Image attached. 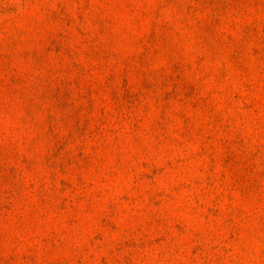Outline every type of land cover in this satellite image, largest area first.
<instances>
[{"label": "rangeland", "instance_id": "374dc122", "mask_svg": "<svg viewBox=\"0 0 264 264\" xmlns=\"http://www.w3.org/2000/svg\"><path fill=\"white\" fill-rule=\"evenodd\" d=\"M0 264H264V0H0Z\"/></svg>", "mask_w": 264, "mask_h": 264}]
</instances>
